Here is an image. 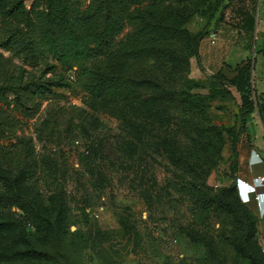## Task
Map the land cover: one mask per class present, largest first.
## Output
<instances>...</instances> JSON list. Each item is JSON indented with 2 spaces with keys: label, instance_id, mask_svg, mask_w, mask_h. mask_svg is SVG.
<instances>
[{
  "label": "rangeland",
  "instance_id": "374dc122",
  "mask_svg": "<svg viewBox=\"0 0 264 264\" xmlns=\"http://www.w3.org/2000/svg\"><path fill=\"white\" fill-rule=\"evenodd\" d=\"M185 1L194 12L182 24L183 37L175 42L172 58L140 65L160 81L163 91L175 94L179 101L174 108L156 92L143 90L138 99L116 105L111 113L92 112L83 104L72 70L49 56L24 57L0 48L10 64L25 69V76L55 74L70 80L68 86L53 87L50 95L33 96L28 103L39 105L31 115L24 116L28 110L20 111L12 102L5 111L20 121L0 142L23 134L31 137L38 153L52 151L50 167H38L10 187L4 185V192L18 194L25 203L21 209L0 205V252L20 251L11 262L48 264L28 260L32 243L37 250L52 252L50 260L83 264H264L256 256L250 259L242 247L244 233L246 239L253 233L241 203L252 199L241 200L237 179L257 193L264 191L262 181L251 178L248 161L251 149L262 150L264 126L252 110L240 128L239 95L227 80L238 65L251 63V28L243 20L245 10L255 18L258 0ZM23 3L28 6L31 0ZM128 30L125 26L115 39ZM211 30L217 35L212 44L206 37ZM216 72L224 76L229 94L217 93ZM253 73L251 68L249 83L255 93ZM200 122L217 125L223 134L218 158L203 174L205 191H225L222 202L214 198L192 209L190 201L198 193L188 182L195 183L203 163L215 156L211 143L202 145L198 138ZM237 131L230 170V144ZM0 174L13 177L16 169L0 163ZM35 195L45 207L43 221L35 222L27 213Z\"/></svg>",
  "mask_w": 264,
  "mask_h": 264
},
{
  "label": "trees",
  "instance_id": "16d2710c",
  "mask_svg": "<svg viewBox=\"0 0 264 264\" xmlns=\"http://www.w3.org/2000/svg\"><path fill=\"white\" fill-rule=\"evenodd\" d=\"M194 12L193 6L185 0H88L83 5L77 0H31L25 6L23 0H0V48L24 57L44 55L54 59L66 70L74 72L73 82L84 94L83 104L92 112L111 113L116 105H123L140 97L143 90L156 92L160 99L170 107H177L178 98L174 93L163 91L160 81L146 75L140 65L148 59L169 60L175 51V42L183 37L182 24ZM248 28L252 27L253 16L245 10L243 20ZM128 32L122 39L116 35L125 27ZM190 35L188 40L194 48ZM264 59V47L261 49ZM0 54V137L20 121L6 113L9 102L12 107H20L24 116L33 114L39 101L31 102L33 96L50 95L53 87L68 86L70 80L52 74L43 77L27 73L21 66L10 64ZM252 62L244 61L235 73L227 78L239 95L238 114L240 128L244 127L245 115L252 110L258 111L264 126V97L253 92L250 83ZM25 76V77H24ZM219 84L217 93H227L220 72L215 73ZM201 144L212 145L213 159H207L197 174L196 182H188L198 196L190 201L192 209L207 205V201H223L224 187L209 195L205 190L203 174L209 172L218 158L223 144V134L217 125L200 122L195 129ZM231 140L233 158L236 155L235 141ZM41 148L44 145L41 144ZM52 151H35L31 137L23 134L13 135V140L0 142V163L5 169H16L13 177L0 174V205L16 206L21 209L24 200L18 194L4 192V185L10 187L25 174L33 173L36 168L50 167ZM231 170V169H230ZM34 206L27 210L34 221L44 220L41 199L32 200ZM251 223L253 238L244 233L242 247L250 259L258 257L264 263V252L255 234L257 216L252 206L241 203ZM40 226L43 227L41 224ZM254 239V240H253ZM254 247V251L251 248ZM30 261H47L48 264H83L79 261L50 260L52 252L37 250L33 244L27 246ZM25 251V250H24ZM20 251L0 252V262L8 264H27L11 262Z\"/></svg>",
  "mask_w": 264,
  "mask_h": 264
},
{
  "label": "crops",
  "instance_id": "0c3cea01",
  "mask_svg": "<svg viewBox=\"0 0 264 264\" xmlns=\"http://www.w3.org/2000/svg\"><path fill=\"white\" fill-rule=\"evenodd\" d=\"M251 35V51L253 53L251 68L252 71H254L252 74V83H254L256 95L264 97V59L261 52V49L264 47V0H258L257 13L253 19ZM243 53H246V50H244ZM260 148L262 149L260 152L251 149L248 153V161L252 164L251 169H249L251 178L257 174L264 175V144L262 147L260 146ZM258 159H261V163L257 162ZM237 179L249 185V183L242 178ZM260 187L264 189V183H261ZM248 196L250 198L249 200L252 199L248 204H250L254 210H257V204L259 208L258 211L261 212L260 216H258L255 221V234L261 249H264V191L262 190V192L257 193L254 187L252 197L256 198H251V195Z\"/></svg>",
  "mask_w": 264,
  "mask_h": 264
},
{
  "label": "built area",
  "instance_id": "2783aa9c",
  "mask_svg": "<svg viewBox=\"0 0 264 264\" xmlns=\"http://www.w3.org/2000/svg\"><path fill=\"white\" fill-rule=\"evenodd\" d=\"M216 32L214 31V30H211L208 34H207V40H208V42L209 43H214V41H215V39H216ZM261 161V159H258L257 160V162H259V163H261L260 162ZM261 165V164H260ZM264 177V175H262V174H257V175H255L253 178L255 179V180H259V181H262V178ZM254 212H255V214H256V216L258 217V216H260V214H261V212L260 211H257V210H254ZM262 251L264 252V249H262Z\"/></svg>",
  "mask_w": 264,
  "mask_h": 264
},
{
  "label": "bare ground",
  "instance_id": "6f19581e",
  "mask_svg": "<svg viewBox=\"0 0 264 264\" xmlns=\"http://www.w3.org/2000/svg\"><path fill=\"white\" fill-rule=\"evenodd\" d=\"M241 182V195L242 197L244 198V201L246 202L247 199L249 198V193L251 192V188H250V185H247L246 183L242 182L241 180H239ZM256 198V197H255ZM247 203V202H246Z\"/></svg>",
  "mask_w": 264,
  "mask_h": 264
},
{
  "label": "clouds",
  "instance_id": "9594fccd",
  "mask_svg": "<svg viewBox=\"0 0 264 264\" xmlns=\"http://www.w3.org/2000/svg\"><path fill=\"white\" fill-rule=\"evenodd\" d=\"M250 185V184H249ZM252 186V185H251ZM253 187V186H252ZM241 194V193H240ZM242 196V195H241ZM242 201H244V198L243 199H241ZM256 209H257V211L259 210V208L257 207V204H256Z\"/></svg>",
  "mask_w": 264,
  "mask_h": 264
},
{
  "label": "water",
  "instance_id": "95a60500",
  "mask_svg": "<svg viewBox=\"0 0 264 264\" xmlns=\"http://www.w3.org/2000/svg\"><path fill=\"white\" fill-rule=\"evenodd\" d=\"M86 2H88V0H86ZM262 183H264V177L262 178Z\"/></svg>",
  "mask_w": 264,
  "mask_h": 264
}]
</instances>
